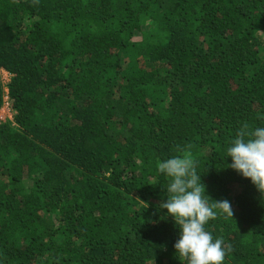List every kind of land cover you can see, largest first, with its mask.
<instances>
[{
    "label": "trees",
    "instance_id": "obj_1",
    "mask_svg": "<svg viewBox=\"0 0 264 264\" xmlns=\"http://www.w3.org/2000/svg\"><path fill=\"white\" fill-rule=\"evenodd\" d=\"M0 264H187L160 161L190 151L224 264H264V197L227 167L264 127V0H0ZM227 159V160H226Z\"/></svg>",
    "mask_w": 264,
    "mask_h": 264
},
{
    "label": "clouds",
    "instance_id": "obj_2",
    "mask_svg": "<svg viewBox=\"0 0 264 264\" xmlns=\"http://www.w3.org/2000/svg\"><path fill=\"white\" fill-rule=\"evenodd\" d=\"M227 167L243 178L249 179L264 197V127L249 130L245 125L227 148ZM227 160V159H226ZM157 173L168 180L167 199L158 205V211L166 209L164 218L170 216L179 229L175 242L176 255L187 264H224L227 252L222 238H214L205 225L215 219V208L233 216L229 201L215 202L209 206L205 185L198 173L190 151L171 156L157 165Z\"/></svg>",
    "mask_w": 264,
    "mask_h": 264
},
{
    "label": "rangeland",
    "instance_id": "obj_3",
    "mask_svg": "<svg viewBox=\"0 0 264 264\" xmlns=\"http://www.w3.org/2000/svg\"><path fill=\"white\" fill-rule=\"evenodd\" d=\"M1 73H2L5 94H4V104L0 109V124L5 122L6 120H10L13 122V124H15L14 117L16 111L13 110L12 107L10 106L9 86L7 85V83L11 80L13 74L7 69H2Z\"/></svg>",
    "mask_w": 264,
    "mask_h": 264
}]
</instances>
